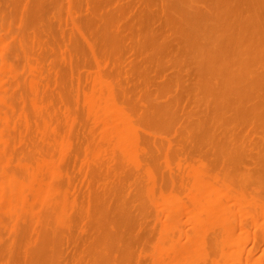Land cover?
<instances>
[{"label": "rangeland", "instance_id": "rangeland-1", "mask_svg": "<svg viewBox=\"0 0 264 264\" xmlns=\"http://www.w3.org/2000/svg\"><path fill=\"white\" fill-rule=\"evenodd\" d=\"M2 57L12 167L47 154L58 192L29 219L0 214V264H163L169 193L187 200L207 168L244 190L242 208L264 201V0H0ZM97 77L133 145L103 140ZM238 214L242 260L264 264V215ZM207 224V253L187 264H212Z\"/></svg>", "mask_w": 264, "mask_h": 264}, {"label": "bare ground", "instance_id": "bare-ground-1", "mask_svg": "<svg viewBox=\"0 0 264 264\" xmlns=\"http://www.w3.org/2000/svg\"><path fill=\"white\" fill-rule=\"evenodd\" d=\"M5 53H7V52H5ZM10 62H12L11 59H10ZM7 67L9 68V62L7 61V58L5 59L4 57H2L0 72L3 71L4 69H7ZM13 71H14V69H13ZM98 77H97L96 81L99 80V81H97L99 83V85H97L96 87L99 86V90H97V92H95V90L93 91L96 94L92 93L94 95V98H93L94 101L92 100V102L93 103L95 102L97 107H95V105H93V106L95 108H98L97 109L98 113L100 112L99 115H100L101 123H102V130H101L102 135L101 136L104 138L103 140H106V141L108 140V131H110L114 135L118 136V138H119L118 142H120L123 146L126 147V146L133 145L131 138L130 137L128 138V135H127V133H130V132L129 131L126 132L128 126L126 125V122H124V121H127L125 119H126V117H128V115L126 116L125 112L122 109H119L113 102H109L110 97H108V93L110 95V94H112V91L108 92V81L104 78H98ZM2 83L3 82H1V79H0V214L7 212L6 214H8V216H9L10 213H16L17 212V214H18L19 212H21V213H23V214H20L21 216H23L24 213L25 214L28 213L31 215L33 213V209H34L33 207L34 206L35 207H37V205H38V207L40 205L47 206V204H49V202H51V201H49L50 196L53 193L58 192V188H56L55 186H53L51 184V182L48 180V176L44 172L45 167H51L53 164L50 165L51 161L49 159H46L47 154H45V156H46L45 158H44V155H43V157L38 158L37 155L35 154L39 160L36 161V159L34 158L35 159V165L32 166L28 161H25L26 159L24 160L25 157L23 158V156H21V155H23V153H22V154H20V156L23 158V160L19 159L20 157L15 159L16 160L15 164H13V167H12V162L14 161V159H13L12 154L10 153L11 151L9 152V146H11V145H9V140H14V139H17L18 137L16 138V136H17L16 135L15 138L12 139L14 136H11V139H8V137H10V134L8 132V129H9L8 123L10 122V117L8 115L7 110L10 107H8V103L6 102L7 101V99L5 98L6 96L3 95V94H5V90L2 88V86H4L5 84L2 85ZM93 89H95V86ZM2 90H4V93L2 92ZM109 90H110V88H109ZM110 96H112V95H110ZM117 100L118 99H116V101ZM9 102H11V101H9ZM119 102L120 101L118 100L117 103L119 104ZM111 103H113V105ZM109 104H110V106H108ZM10 105H11V103H10ZM90 106H91V104H90ZM129 119L130 118L128 117V120ZM43 122L44 123H43L42 127L45 129L46 128L45 127V120ZM131 128H132V125H131ZM131 128H129V130H131ZM41 130L37 131V132H41ZM9 131H11V130H9ZM131 131H135V130H131ZM11 132H13V130ZM26 132H27V130H26ZM35 132H36V130H35ZM37 132L35 133L36 136H37ZM53 132H55V130H53ZM40 135L43 136V133ZM40 135L37 136V138H38L37 141L39 140ZM46 135L48 136L47 132H46ZM20 136L18 139H21ZM33 136L35 139L34 134H33ZM45 139H43V140L45 141V144H46V141L48 142V140H47L48 138H46V136H45ZM31 140H33V139L31 138ZM103 140H101V141L104 142ZM27 141L28 142H26V143L30 144L29 143L30 141L29 140H27ZM33 142H35V141H32V143ZM38 142L42 143L40 140ZM11 144H12V142H11ZM33 144H35V143H33ZM45 144H43V146ZM116 144H118V143L116 142ZM138 144H139V142H138ZM31 145L32 144H30L29 148L31 147ZM40 145H42V144H40ZM119 146H117V147L119 148ZM13 148H12V151H14ZM135 148L139 149V147H137V146L133 147L132 149H135ZM35 149H34V151H35ZM39 149H41V148H39ZM39 149H37V151ZM32 151H33V149H32ZM41 151H43V149ZM124 151H127V150H124ZM131 151H133V150H131ZM131 151H129V152H131ZM127 153H128V151H127ZM31 154H32V152H31ZM41 154H43V153H41ZM13 155H14V152H13ZM16 155H18V154H16ZM28 156H30V153ZM48 156H49V154H48ZM30 157H32V155ZM49 157L51 158V156H49ZM15 165L20 167L21 170L17 169L18 167L14 168ZM203 167H208V165L203 166ZM203 170H205V169L203 168ZM53 171L51 172V174H53ZM197 177H198V175H197ZM216 177H218V176L211 173L210 170L207 168V171L205 172V174L201 175L200 178L197 179L198 181L196 180L197 184H195V187L193 186L194 188L192 187L193 189L192 190L190 189L191 190L190 193H187L188 196L186 194L187 200L183 199L184 196H182V198H180V196H179L180 194L176 195V194H178L176 192H175L176 194H170L169 193V197L167 196L169 199V202L165 207L166 208L165 212H166V215L168 216V218L171 220V226H170L171 227L170 228L171 233L162 245L161 251L163 250L165 252V258L163 260V264H187L194 257L200 256V254L207 253V251L205 252V249L208 248L207 244H209V243L207 242V244L205 245V243H204L205 240L203 241V239L205 238V236H207L208 233L207 234L205 233V235H204L203 234L204 232H203L200 235V232L203 229L201 223H203V222L209 223L210 226H211V223L213 225L217 224L216 228H218V232H217L216 236L214 235L216 240L213 241V243L211 242L212 248H214V249L210 248L211 246L209 247L210 250L211 249L213 250L214 255L210 256V255H212L211 254L212 252H210L209 256H208L209 252L207 254V256L210 257L212 264H242V263L244 264V262H247L248 260H249V264L251 263L250 259L252 258V255L250 256L251 258L249 257L247 259V257H244L243 259H245V260L244 261L242 260L243 253L245 252L244 251V249H245L244 243L241 242V240L243 238L242 236H244V232H241V231H243V229H242L243 227H242V223L240 222V219L237 220L236 218L238 217L239 212H241V215H245V214H248V216L250 215L251 216V217H249L250 219H252L253 216L256 217L255 215H257L259 212H260V214L264 215V201L262 202V199L260 200V198H259V200H258L256 197V199L253 200L254 201L253 206H255V207H249L250 209H248L245 206L247 209H245V207L242 208L240 205H242V206H244V205L240 201L247 199L245 196V193L243 192L244 190H238L237 191L233 187H231L228 183H223V187H222L221 185L213 182V180H217ZM223 179L224 178H222V180ZM229 182H231V181H229ZM234 187L236 188V185ZM164 189H166V188H164ZM160 191H159V193L161 194L164 190L160 189ZM166 191H168V190L166 189L163 192V194H165ZM245 192L247 194L246 189H245ZM249 198H250V196H249ZM249 198H248V200H249ZM253 198H255V196ZM253 198H251V199H253ZM168 199H166V200L168 201ZM251 199H250V201H252ZM250 201H248V203H246L245 205L249 204ZM250 204L248 206H250ZM50 205L51 204H49L47 207H49ZM256 209L259 210L258 213H257ZM181 212L187 213L185 215H188V216L191 215V217H193L194 221H196L199 225V227H198V226L194 225V223H193V226H195V227H194V232H191L192 233L191 235L186 233L188 231L181 232L183 230L180 229L181 230L180 231L179 229H176V221H179L178 215ZM28 214H27V216H29ZM27 216H26V218L23 216V218L29 219L30 217H32V215L30 217H27ZM12 217L10 216V219ZM238 218H240V215ZM1 221L3 222V219ZM209 224H207V225L209 226ZM191 225H192V223H191ZM187 226H189V223ZM207 227H206V229H208ZM237 229H239V231H240L239 232L240 237L238 236V238L237 237L233 238L234 231H237ZM176 230H178L179 232ZM192 230H193V228L191 227L190 231H192ZM215 230H213L214 233H215ZM210 231L212 232V229ZM176 232H178V233H176ZM211 232H209V234ZM214 233L212 232V235ZM202 234L204 235V238H201ZM209 240L211 241L214 239L209 238ZM211 243H210V245H211ZM247 252L249 253V251H247ZM245 254H246V252H245ZM252 264H253V261H252Z\"/></svg>", "mask_w": 264, "mask_h": 264}]
</instances>
